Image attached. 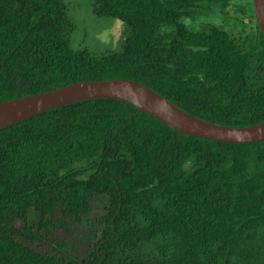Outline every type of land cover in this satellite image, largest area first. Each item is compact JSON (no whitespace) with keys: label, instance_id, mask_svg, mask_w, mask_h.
<instances>
[{"label":"trees","instance_id":"16d2710c","mask_svg":"<svg viewBox=\"0 0 264 264\" xmlns=\"http://www.w3.org/2000/svg\"><path fill=\"white\" fill-rule=\"evenodd\" d=\"M117 48L72 46L64 0H0V101L131 78L205 120H264V33L252 0H90ZM233 9L236 28L197 22ZM0 264H264V139L177 131L90 98L0 130Z\"/></svg>","mask_w":264,"mask_h":264},{"label":"water","instance_id":"95a60500","mask_svg":"<svg viewBox=\"0 0 264 264\" xmlns=\"http://www.w3.org/2000/svg\"><path fill=\"white\" fill-rule=\"evenodd\" d=\"M252 2L256 21L264 33V0ZM101 97L130 102L142 112L189 135L238 143L264 139V120L245 126L208 121L179 107L145 83L123 77L84 79L52 90L1 100L0 130L48 109Z\"/></svg>","mask_w":264,"mask_h":264},{"label":"rangeland","instance_id":"374dc122","mask_svg":"<svg viewBox=\"0 0 264 264\" xmlns=\"http://www.w3.org/2000/svg\"><path fill=\"white\" fill-rule=\"evenodd\" d=\"M64 1L69 15L76 24V29L72 35L73 47H86L95 52L117 48L124 37L125 25L122 21L117 18L95 15L90 0ZM201 21H206V17L202 12H200L197 19L198 23ZM220 21H223L226 27L231 29L236 28L240 23L234 10L222 14Z\"/></svg>","mask_w":264,"mask_h":264},{"label":"flooded vegetation","instance_id":"af4514ba","mask_svg":"<svg viewBox=\"0 0 264 264\" xmlns=\"http://www.w3.org/2000/svg\"><path fill=\"white\" fill-rule=\"evenodd\" d=\"M233 10V9H230ZM205 11V12H203ZM229 10H221L218 4L207 6L206 9L201 10V12L205 15L206 20L209 22H215L226 26L223 21H220L222 14H226ZM217 18V20H215Z\"/></svg>","mask_w":264,"mask_h":264}]
</instances>
